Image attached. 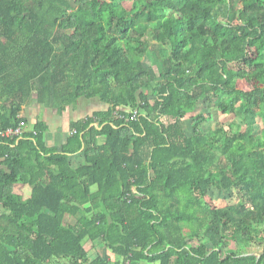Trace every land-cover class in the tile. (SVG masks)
<instances>
[{"label":"trees","instance_id":"trees-1","mask_svg":"<svg viewBox=\"0 0 264 264\" xmlns=\"http://www.w3.org/2000/svg\"><path fill=\"white\" fill-rule=\"evenodd\" d=\"M81 99L108 109L59 148L23 115ZM214 110L237 129H205ZM20 128L0 134V264H264V0H0V133Z\"/></svg>","mask_w":264,"mask_h":264},{"label":"rangeland","instance_id":"rangeland-1","mask_svg":"<svg viewBox=\"0 0 264 264\" xmlns=\"http://www.w3.org/2000/svg\"><path fill=\"white\" fill-rule=\"evenodd\" d=\"M107 1L111 2L114 0H107ZM135 1L137 0H115V3L117 5H122L126 7L127 9H131ZM254 57H257V56L254 55ZM239 87L242 90L251 91V87L249 83L244 79L240 80ZM39 107L40 106L38 104L32 103V105L28 106V108L25 109L26 111H25V114L23 115L30 118L31 119L30 121L32 122L33 125L36 119L44 120L49 124L50 131L46 135V141L48 145L51 147H56V146H59V144L66 142L67 136L62 134V130L63 128L64 130L66 129L65 126H66L67 120L69 121L83 120L87 116H91L97 111H103V110L108 109V106L98 99H93V100L81 99L75 106L71 107L67 111V113L64 114V117L58 115L56 110H50L47 108H46L47 109L46 113L40 114V112L38 111ZM204 111H206V104L202 103L200 106V110L198 111L197 114L202 113ZM46 114L50 117H46ZM194 115H191L190 117ZM40 116L41 118L38 119L37 117H40ZM212 116H213L212 121L205 125V129L218 128L221 126H225L232 131L237 129L236 128L237 119L234 115H225L221 112L214 110L212 113ZM29 128H32V127L29 126ZM188 132L190 134L193 133V127H192L191 121H188ZM73 164L75 166H79L82 164V161L74 160ZM30 195H31V189L29 187H23L21 185H18L16 187V191H15L16 198L26 199V197H29ZM238 200L239 199L236 196V194L235 195L232 193L224 194L215 188H213L209 192V197L207 199L209 204L215 207H219V208H226L228 206L234 205L238 202ZM207 242H208V239L206 237L197 239L191 243V249L193 250V252H197L198 248L202 244H205ZM87 247L91 251V256L93 260L96 259L99 255L111 257L113 260L116 259V256L111 251H109L107 248H105V246H100L97 249H94L93 245L91 243H88ZM144 264H147V263H144Z\"/></svg>","mask_w":264,"mask_h":264},{"label":"crops","instance_id":"crops-1","mask_svg":"<svg viewBox=\"0 0 264 264\" xmlns=\"http://www.w3.org/2000/svg\"><path fill=\"white\" fill-rule=\"evenodd\" d=\"M28 108V107H27ZM26 109V108H25ZM25 111L26 110H24V114H25ZM38 111L40 112V114H42V113H46L47 112V109L46 108H43L42 106H40L39 107V109H38ZM67 113V112H66ZM25 116V115H24ZM26 117V116H25ZM46 117H50V116H48L47 114H46ZM62 117H64V116H62ZM38 119H40L41 118V116L40 117H37ZM31 120V119H30ZM37 121V119L34 121V123ZM69 123H70V121L69 120H67V123H66V129L64 130V128H63V130H62V134H64L65 136H68V134H69ZM31 124H32V122L29 124L30 126H31ZM64 127V126H63ZM67 139V138H66ZM63 142H65V141H63ZM63 145V143H61V144H59V146H56V147H61ZM74 160H78V161H82L83 162V159L80 157V156H77V157H73L72 158V162H74ZM28 197H26V199H27ZM26 199H24V200H26Z\"/></svg>","mask_w":264,"mask_h":264},{"label":"built area","instance_id":"built-area-1","mask_svg":"<svg viewBox=\"0 0 264 264\" xmlns=\"http://www.w3.org/2000/svg\"><path fill=\"white\" fill-rule=\"evenodd\" d=\"M137 113H135V116H136ZM24 126V125H23ZM22 126V128H23ZM22 128L18 129L17 131H13V130H9L7 133L5 134H2L0 133L1 135H6V136H11V135H19L21 132H22ZM131 264V263H129Z\"/></svg>","mask_w":264,"mask_h":264}]
</instances>
